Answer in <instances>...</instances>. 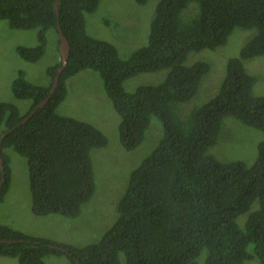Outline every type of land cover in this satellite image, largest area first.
<instances>
[{
	"label": "trees",
	"instance_id": "16d2710c",
	"mask_svg": "<svg viewBox=\"0 0 264 264\" xmlns=\"http://www.w3.org/2000/svg\"><path fill=\"white\" fill-rule=\"evenodd\" d=\"M101 1L60 0L57 14L56 0H0V20L13 28L39 29L36 46L17 47L23 59L39 60L48 30L59 41V25L70 44L56 92L25 123L15 127L50 94L53 83L36 85L20 70L12 85L14 96L32 105L22 113L15 103L0 101L6 171L0 203L12 178L3 150L8 147L28 159L36 215L73 218L92 199L96 182L91 153L106 147L108 138L97 126L57 111L67 96L66 81L82 70L104 77L120 115L125 149L143 142L153 115L163 123L165 135L132 171L117 203L118 219L98 243L78 247L0 222V240H12L0 243V256L17 258L20 264H46L47 255H66L73 264H247L253 258L264 264V142L251 165L223 162L209 153L228 116L264 131V95H254L257 77L244 66L245 60L264 54V0H159L148 43L128 58L87 29L86 14L95 13ZM135 1L145 5L149 0ZM192 3L196 5L190 7ZM188 9L194 12L190 17L185 16ZM237 27L255 33L237 57L227 60L217 93L179 118L177 106L197 94L210 71L205 61L187 65L190 53L226 44ZM61 66L59 62L47 69L52 80ZM164 68L168 73L163 81L140 85L134 92L124 88L127 79Z\"/></svg>",
	"mask_w": 264,
	"mask_h": 264
},
{
	"label": "rangeland",
	"instance_id": "374dc122",
	"mask_svg": "<svg viewBox=\"0 0 264 264\" xmlns=\"http://www.w3.org/2000/svg\"><path fill=\"white\" fill-rule=\"evenodd\" d=\"M158 2L149 0L147 4L141 5L135 0H102L95 13L86 14L87 29L92 36L113 43L120 56L128 58L136 49L148 43L150 22ZM193 5L196 4L192 3L190 7ZM193 14V10L188 9L185 16ZM254 33L255 29L237 27L226 44L214 50L202 49L190 53L187 65L205 61L210 64V71L201 81L197 94L177 106L179 118H186L193 108L203 105L217 93L226 74L227 60L237 57ZM46 39L43 56L36 62L27 61L20 56L17 47L36 46L39 29L13 28L6 20H0V101L15 103L21 112H26L30 107L31 101L17 99L12 89L20 70L36 85L50 83L47 69L61 61V53L54 30L47 31ZM244 66L257 77L252 89L254 95H264V54L245 60ZM167 73L168 69L164 68L138 74L127 79L124 88L134 92L140 85L163 81ZM66 87L67 96L57 108L58 113L91 123L108 138L106 147L94 149L91 153L95 193L76 217L68 218L58 213L36 215L32 210L28 159L8 147L4 150L9 155L12 178L10 188L0 203V222L31 236L81 247L98 243L115 224L118 219L117 203L126 192L132 171L158 145L165 135V129L161 120L153 115L143 142L132 150L125 149L119 134L120 115L107 95L104 77L94 70H82L66 81ZM260 142H264L263 130L228 116L224 118L218 141L209 149V153L223 162L238 160L251 165L257 157ZM242 220L244 222V218ZM44 259L46 264H73L66 255H47ZM246 263L261 264L257 258ZM0 264L20 262L17 258L0 256Z\"/></svg>",
	"mask_w": 264,
	"mask_h": 264
},
{
	"label": "water",
	"instance_id": "95a60500",
	"mask_svg": "<svg viewBox=\"0 0 264 264\" xmlns=\"http://www.w3.org/2000/svg\"><path fill=\"white\" fill-rule=\"evenodd\" d=\"M59 3H60V0H56L55 11L57 12V14H59ZM58 29H59V37H60L59 49H60V53H61L62 66L57 71L51 92L44 100H42L30 112V114L26 118H24L21 122H19L17 125H15V127H18L19 125H22L23 123H25L39 108L46 105L48 103V101L50 100V98L53 96V94L56 92V90L59 86L61 73H62L64 67L66 66V63H67L69 55H70V44H69L67 37L64 35L60 25L58 26ZM0 171H1V180H0V189H1L3 187L5 181H6V171H5V167H4V159H3V155H2V142L1 141H0ZM6 241L10 242L12 240L2 239V240H0V243L6 242Z\"/></svg>",
	"mask_w": 264,
	"mask_h": 264
},
{
	"label": "clouds",
	"instance_id": "9594fccd",
	"mask_svg": "<svg viewBox=\"0 0 264 264\" xmlns=\"http://www.w3.org/2000/svg\"><path fill=\"white\" fill-rule=\"evenodd\" d=\"M57 41H58V39H57ZM59 41H60V37H59ZM59 41H58V47H59V44H60V42H59ZM59 53H60V49H59ZM35 62H36V61H35ZM59 62H62V61H59ZM58 69H59V68H58ZM55 76H56V75H55ZM49 78L51 79V77H50V76H49ZM54 79H55V78H54ZM54 79H53V80L51 79L50 83H49V84H47V85H50L51 83H54ZM52 86H53V85H52ZM17 99H18V98H17ZM20 100H22V99H20ZM28 101H31V100H28ZM31 105H32V101H31V104H30V106H31ZM37 105H38V104H37ZM37 105H36V106H37ZM36 106H35V107H36ZM28 109H29V108H28ZM28 109H27V110H28ZM23 112H25V111H22V113H23ZM3 150H4V149H3ZM0 172H1V171H0ZM118 202H119V201H118ZM117 212H118V211H117Z\"/></svg>",
	"mask_w": 264,
	"mask_h": 264
}]
</instances>
